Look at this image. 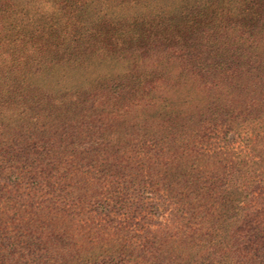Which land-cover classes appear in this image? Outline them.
I'll return each instance as SVG.
<instances>
[{"label": "trees", "instance_id": "obj_1", "mask_svg": "<svg viewBox=\"0 0 264 264\" xmlns=\"http://www.w3.org/2000/svg\"><path fill=\"white\" fill-rule=\"evenodd\" d=\"M27 1L31 0H0L3 187L19 185L15 171L23 144L49 123L65 128L72 121L66 119L65 111L157 107V118L166 115L164 137L179 152V165L172 171L169 162L166 173L169 195L178 202L187 224L181 230L178 264H264V0H246L241 13L216 16L215 26H211L214 16L203 13L174 18L163 30L189 31V36L172 45L168 40L150 39V28L142 32L137 23L113 28L111 34L116 32L123 41V60L140 61L148 72L144 76H108L87 92L86 101L78 96L71 99V89L54 93L32 82L53 59L64 58L65 51H47L40 43L39 38L49 37L56 28L47 18L14 20V14L23 10L19 3ZM163 30L158 34L164 35ZM149 60L151 65L146 67ZM158 86L193 98L166 112L168 96L157 92L145 96V91ZM65 95L70 100L61 97ZM234 136L240 138L239 146L233 145ZM144 182L137 178L128 181L123 199L142 203ZM114 201L110 196L101 207L111 211ZM2 235L1 264H20L18 251L27 248L17 242L13 231ZM191 245L205 253L199 250L190 256L186 250ZM160 264H165L163 259Z\"/></svg>", "mask_w": 264, "mask_h": 264}, {"label": "rangeland", "instance_id": "obj_2", "mask_svg": "<svg viewBox=\"0 0 264 264\" xmlns=\"http://www.w3.org/2000/svg\"><path fill=\"white\" fill-rule=\"evenodd\" d=\"M245 2L31 0L20 2L23 10L13 18L20 22L47 18L56 28L49 37L39 38L40 43L47 51H65L64 58L53 59L32 82L54 93L71 89V99L78 96L86 101L87 92L108 76L148 72L140 61L123 60V41L116 32L111 34L113 28L137 23L142 32L150 28V39L172 45L189 36V31L163 30L174 18L203 13L214 16L211 26H215L216 16L239 14ZM200 8L202 12H197ZM161 30L164 35L158 34ZM146 64L150 67L151 60ZM145 92L148 97L156 92L168 96L166 112L193 98L159 86ZM156 108L65 111L66 119L72 120L65 128L49 123L23 144L15 171L19 185L0 183V235L13 231L17 242L27 248L18 251L20 264H160L161 259L178 264L181 230L187 224L178 202L169 195L166 173L169 162L172 171L179 165V152L164 137L166 115L157 118ZM231 139L234 146L241 143L239 137ZM133 178L145 180L146 191L137 205L131 204L132 198L123 199V190ZM110 196L115 198L113 209L104 211L101 202ZM199 250L203 251L191 245L186 251L192 256Z\"/></svg>", "mask_w": 264, "mask_h": 264}]
</instances>
